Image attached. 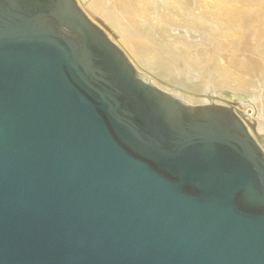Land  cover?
Instances as JSON below:
<instances>
[{"label":"water","instance_id":"water-1","mask_svg":"<svg viewBox=\"0 0 264 264\" xmlns=\"http://www.w3.org/2000/svg\"><path fill=\"white\" fill-rule=\"evenodd\" d=\"M141 79L73 0H0V264H264V136Z\"/></svg>","mask_w":264,"mask_h":264},{"label":"bare ground","instance_id":"bare-ground-1","mask_svg":"<svg viewBox=\"0 0 264 264\" xmlns=\"http://www.w3.org/2000/svg\"><path fill=\"white\" fill-rule=\"evenodd\" d=\"M79 2L109 38L153 72L154 84L161 80L169 86L164 89L182 92L181 99L194 105L211 101L207 93L216 88L246 91L241 110L255 116L256 133L264 130V0ZM162 24L173 39L149 35Z\"/></svg>","mask_w":264,"mask_h":264},{"label":"rangeland","instance_id":"rangeland-1","mask_svg":"<svg viewBox=\"0 0 264 264\" xmlns=\"http://www.w3.org/2000/svg\"><path fill=\"white\" fill-rule=\"evenodd\" d=\"M160 0H153L154 4H158ZM250 1H254V2H258L259 0H250ZM74 4L76 5V7L78 8V10L80 11V13L82 14V16L88 21L90 22L94 27H96L97 29H99L103 34L104 36L107 38V40L112 44L114 45L117 50L120 51V53L124 56V58L126 59V61L128 62V64L131 66V68L134 70V72L137 74V75H141V79H143L144 81H149L150 84L156 88H158L160 91L162 92H165L166 94L178 99L179 101H181L183 104H185L186 106H190V107H194V108H210V109H213V110H217V111H220V112H224V113H227V114H230V115H234V116H237V117H241L243 118V124H250L251 122V117L249 115H246L245 112H243L241 110V106L240 105H243V103L246 101L245 99H248V93L246 91H241V90H236V89H233V88H224V89H221L219 90V88H216L212 91H208L207 94H211L213 95V99L211 101H207L205 103H199V104H191V103H188V102H185L183 99H181L182 97H184L183 93L180 92V93H177L176 91L173 92V91H169L167 89H164V85H166L164 82H162L160 80V85H158L157 83L154 84V82L152 81L153 77L150 76V73L148 71H146V69H148V67L144 66L143 63L141 64V62H137L133 56H131L128 51H124V48L121 47V45L119 44V42L117 43V41H115L114 39H111V37L109 38L108 34H106V30H105V27L104 26H99V24H97V21H93V19L87 15V11L85 9H82L83 6L81 5V3L79 2V0H73ZM80 3V4H79ZM86 12H85V11ZM86 13V14H85ZM90 18H89V17ZM92 19V20H91ZM104 27V28H103ZM181 30H183V28H180ZM150 31V36H152V38H154L155 40H158V41H161L165 38H168V40H171L173 39L174 37H172L171 35L168 36L170 33H173V31H168L169 33H167L165 31V28L163 26V24L161 26H157L156 28H154L153 30H149ZM181 32V31H180ZM174 34V33H173ZM151 38V37H150ZM191 39V38H190ZM115 42H114V41ZM192 40V39H191ZM117 43V44H116ZM195 56V52H191V55H190V58H196ZM132 57V58H130ZM130 58V59H129ZM132 59V60H131ZM146 67V69L144 68ZM145 70V71H144ZM144 73V74H143ZM153 75V74H152ZM147 76V77H146ZM154 76V75H153ZM156 77V76H154ZM147 78V80L145 79ZM150 79V80H149ZM155 79V78H154ZM153 83H152V82ZM157 85V86H155ZM168 86V85H166ZM163 87V88H162ZM169 87V86H168ZM162 88V89H160ZM221 92V93H220ZM239 92V93H238ZM216 93H219V95L221 96V98H219V95H217ZM183 94V95H182ZM215 94V95H214ZM250 94V93H249ZM241 95V96H240ZM210 96V95H209ZM223 96V97H222ZM213 100L215 102H213ZM245 100V101H244ZM253 117V116H252ZM259 133V134H258ZM258 133H255L256 136H263L264 135V130L258 132ZM264 147V146H263Z\"/></svg>","mask_w":264,"mask_h":264}]
</instances>
